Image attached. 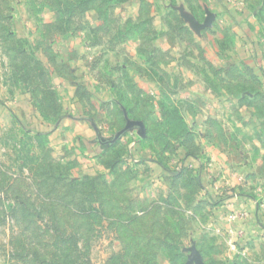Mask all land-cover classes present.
<instances>
[{"label": "rangeland", "instance_id": "obj_1", "mask_svg": "<svg viewBox=\"0 0 264 264\" xmlns=\"http://www.w3.org/2000/svg\"><path fill=\"white\" fill-rule=\"evenodd\" d=\"M237 166L264 214V0H0V264H257Z\"/></svg>", "mask_w": 264, "mask_h": 264}, {"label": "crops", "instance_id": "obj_2", "mask_svg": "<svg viewBox=\"0 0 264 264\" xmlns=\"http://www.w3.org/2000/svg\"><path fill=\"white\" fill-rule=\"evenodd\" d=\"M234 169L238 170V173H235L234 175H225L222 178V180L226 179V185L230 187V191L228 193L229 197L226 199V202L220 207V210H222L219 212L218 221L221 220L227 222V216L231 213V211L238 212L241 215L240 219L235 222H230L231 227L235 231L236 235L234 236L233 240H229V242H235L238 247L239 245H242L241 247L244 246V254L249 253L248 255H250L248 256V259L254 262L256 261L257 264L261 262L264 263V258H262L261 262L256 260L258 255L255 253L257 252V249L254 248V246L260 248L262 242L261 244L258 242H264V214H262V211L258 209L257 202L255 201L252 194H240V190H238L239 188L236 189V191H233L235 187H239L240 184L244 183L248 176H250L249 172L243 167L237 166ZM251 183L255 184L254 181H250V184ZM256 191H259V188ZM256 191L254 192L256 193ZM260 208H264V205H261ZM230 244V246H233V248L239 249L236 245L232 243Z\"/></svg>", "mask_w": 264, "mask_h": 264}, {"label": "water", "instance_id": "obj_3", "mask_svg": "<svg viewBox=\"0 0 264 264\" xmlns=\"http://www.w3.org/2000/svg\"><path fill=\"white\" fill-rule=\"evenodd\" d=\"M214 18H215V17H214L213 14H209L208 19L206 20V22H205L203 25L197 23V21H195L194 19L192 20V22H193L194 26H195L198 30H203V29L208 28V27L212 24ZM136 125H139V126L143 129V125H142V124H140V123H135V122H130V121H129L128 124H127V127H126L125 131H127V130L133 128V127H135ZM125 131L121 132L117 137H120ZM144 135H145V133H144V131H143V136H144ZM193 262H194L195 264H205V263L203 262L202 257L199 256V255H193V256H191V258H190L188 264H192Z\"/></svg>", "mask_w": 264, "mask_h": 264}, {"label": "built area", "instance_id": "obj_4", "mask_svg": "<svg viewBox=\"0 0 264 264\" xmlns=\"http://www.w3.org/2000/svg\"><path fill=\"white\" fill-rule=\"evenodd\" d=\"M240 217H241V215L238 212L231 211V213L228 214V216H227V220H229L230 222H235V221L239 220Z\"/></svg>", "mask_w": 264, "mask_h": 264}, {"label": "trees", "instance_id": "obj_5", "mask_svg": "<svg viewBox=\"0 0 264 264\" xmlns=\"http://www.w3.org/2000/svg\"><path fill=\"white\" fill-rule=\"evenodd\" d=\"M201 181H202V179H201ZM79 184L77 185L78 187H80V188H84L85 187V185H82L83 183H81V182H78ZM93 185H94V182L92 183ZM201 185H202V187H204V185H203V183H201ZM205 188V187H204ZM83 193H85V191H83ZM220 202H222V201H220Z\"/></svg>", "mask_w": 264, "mask_h": 264}]
</instances>
